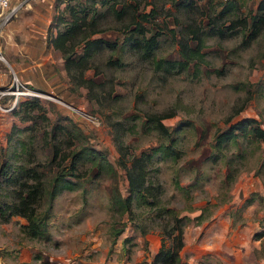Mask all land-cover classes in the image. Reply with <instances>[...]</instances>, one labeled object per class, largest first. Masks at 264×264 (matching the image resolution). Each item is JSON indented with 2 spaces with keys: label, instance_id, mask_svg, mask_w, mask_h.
<instances>
[{
  "label": "rangeland",
  "instance_id": "1",
  "mask_svg": "<svg viewBox=\"0 0 264 264\" xmlns=\"http://www.w3.org/2000/svg\"><path fill=\"white\" fill-rule=\"evenodd\" d=\"M125 1L134 7L132 0ZM136 1L135 16L148 13L138 18L145 28H159L149 57L131 47L128 28L107 4L94 0L83 8L101 13L95 20L99 32L92 36L106 40L90 59L98 66L96 76L94 67L83 72L93 76L98 102L75 85L60 52L49 44L63 28L59 18H71L66 7L79 13L88 1H14L17 8L0 32V167L14 160L25 171L34 166L50 175L49 144L56 139L64 149L91 147L112 168L103 163L93 175L89 163L81 165L85 174L70 177L76 185L52 199L42 238L23 233L24 218L0 216V264H150L164 216L158 205L186 221L179 264H264V137L235 129V137L214 145L218 132L244 118L264 130V13L255 11L258 0ZM226 5L231 6L223 9ZM235 18H244L245 28L228 29ZM189 24L201 41L191 63L181 70L154 69L156 60H182L185 39L195 48L185 33ZM7 88L31 94L13 103L14 95L2 91ZM171 107L173 115L161 122L176 126L173 144L144 122L145 113H166ZM108 121L123 130L119 137ZM130 124H135L131 131ZM118 141L126 164L129 156L149 154L148 175L161 189L149 209L132 205L131 219L112 207L113 191L121 197L129 192L117 163ZM166 145L174 150L171 156H164ZM10 186L3 183L0 193ZM45 205L42 198L37 210Z\"/></svg>",
  "mask_w": 264,
  "mask_h": 264
},
{
  "label": "trees",
  "instance_id": "2",
  "mask_svg": "<svg viewBox=\"0 0 264 264\" xmlns=\"http://www.w3.org/2000/svg\"><path fill=\"white\" fill-rule=\"evenodd\" d=\"M88 3L80 6L79 13L71 7H66L70 13V20L59 18L58 22H63V28L56 30L55 34L49 38V44L60 52L63 59V68L68 73L75 85L85 88L86 95L96 102L99 101V91L96 89L93 76H96L98 68L97 64H92L93 54L100 49V46L106 43L102 38L93 37L92 35L99 32L95 26V20L101 17V13L95 12L93 8L85 10L86 6L94 3V0H87ZM134 2V7L131 3L125 0H99L100 4H107V11L111 12L117 20L122 21L123 26L128 28L129 36L126 38L131 43V47L135 50H145L149 57L151 49L156 43L159 35V28L157 25H152L147 28L142 24L140 19H146L148 13H139L135 16L137 1ZM231 5L223 6V9ZM256 12L264 13V0H258L255 7ZM83 12V13H82ZM88 13V16H87ZM191 23V22H190ZM240 25V26H239ZM252 27L256 22L251 23ZM239 26L245 28L244 18H235L230 20L228 29ZM186 34L189 38L196 42L195 48H188L186 39L180 45V53L182 60H156L153 63V68L158 69L161 65L167 68L176 67L177 70L184 69L191 63L194 52H196L200 39L198 38L196 27L191 24L187 26ZM255 31V30H253ZM254 33V32H253ZM250 37V36H249ZM248 37V39H249ZM113 45V44H111ZM80 47V51L76 53V49ZM111 63H120L118 59L109 58ZM94 67L93 76H84V70ZM27 77V74H24ZM60 93V92H59ZM63 101L66 99L61 96ZM67 100V99H66ZM174 113L173 107L166 113L147 112L144 114V122L150 123V127L155 129L161 136L167 137L170 144H173L175 139L172 137L176 126L170 127L161 122L164 117L172 116ZM113 127L115 137L123 131L117 122L108 121ZM133 122V121H132ZM254 122L253 118H244L238 122L237 125H230L226 129L218 132L215 135L214 145H218L221 141L235 137L233 131L235 129L245 132H253L254 136L263 138L264 130L259 128L256 124L251 127L249 125ZM135 124L127 126L128 130H132ZM53 138V137H52ZM118 140V139H117ZM119 150V158L117 163L123 168L125 178L127 180L128 194L121 197L115 190L111 195L112 207L118 213H125L129 219L132 218V205L146 206L148 209L154 206L157 202L156 198L161 189L157 181H154L149 175L147 169L148 156L140 154L139 156H129L126 164L125 151L121 142H117ZM24 143L20 146V152L23 151ZM161 150V148H160ZM50 155L48 158L50 165V175L43 174V172L36 170L34 166L24 168V165L13 164L11 161H4L0 167L2 171V180H0V188L3 183L11 184L7 191L0 193V216L2 219H7L10 215H18L25 219L26 223L21 226L24 234L29 237H43L47 233V220L52 199L62 189H71L75 182L70 177H80L85 174L81 165L89 163L90 171L96 175L103 163L108 168H112L111 164L106 160L105 156L100 152L87 146H72L64 149L61 140L52 139L49 144ZM164 156H171L174 150H170L166 145L163 149ZM18 154V153H17ZM229 177V176H228ZM150 197V199H148ZM46 201V205L42 210H37V206L41 199ZM164 216L159 218V235L160 245L155 251L150 264H179L180 256L179 250L183 245L182 230L185 225L183 216H177L173 209L165 208L164 205L157 206ZM204 210V209H203ZM202 210L197 216L198 220L203 218ZM122 231V226L113 230V238H115ZM144 228H142V232Z\"/></svg>",
  "mask_w": 264,
  "mask_h": 264
},
{
  "label": "built area",
  "instance_id": "3",
  "mask_svg": "<svg viewBox=\"0 0 264 264\" xmlns=\"http://www.w3.org/2000/svg\"><path fill=\"white\" fill-rule=\"evenodd\" d=\"M15 0H0V32L2 27L6 24V22L9 20L10 16L14 13V11L17 8V5L14 3ZM16 89V88H14ZM5 92H10L14 95L13 97V103H15L17 101V98L20 95H30L31 91L24 89V90H19V91H14V90H9V88L7 89H3L2 91Z\"/></svg>",
  "mask_w": 264,
  "mask_h": 264
}]
</instances>
